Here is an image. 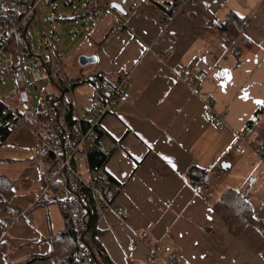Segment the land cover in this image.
<instances>
[{
    "label": "crops",
    "instance_id": "0c3cea01",
    "mask_svg": "<svg viewBox=\"0 0 264 264\" xmlns=\"http://www.w3.org/2000/svg\"><path fill=\"white\" fill-rule=\"evenodd\" d=\"M125 3V14L111 11L116 23L105 40L106 35L57 63L63 77L101 74L113 82L126 73L130 76L129 100L100 122L108 137L103 146L113 149L104 169L122 189L111 208L100 210L96 240L112 264H164L174 253H179L181 264H264L263 233L247 224L233 237L211 211L229 188L246 193L254 220L264 224V161L233 150L236 134L249 122L264 141V113L255 117L264 100V0L183 1L165 23L145 0L135 16L129 15ZM231 13L247 20L234 41L237 53L232 46H223L222 35L215 31V25ZM80 55H95L97 61L80 68L76 61ZM194 67L200 73L183 81L184 70ZM88 85L86 92H91L98 82ZM76 94L77 90L75 104ZM207 100L220 118L217 124L205 114ZM85 106L84 101L77 117L86 112ZM0 149V179L5 181L7 140ZM153 158L163 161L171 173L161 175ZM222 162L230 165L226 176L235 172L226 188L212 193L210 186L198 193L187 182L185 174L191 167L209 172ZM43 164L38 162L39 189ZM209 174L208 178L214 176ZM22 184H14L9 199L0 195L1 204L4 200L11 205L0 212V264H24L47 254L50 238L64 229V217L61 222L51 219L56 203L30 207L39 190L27 193L30 183H24V189ZM3 189L7 195V185ZM19 193L23 194L18 197ZM23 211L31 217V225L16 218ZM11 219L7 230L5 221ZM142 233L149 241H139L128 252V243ZM152 248L161 260H150Z\"/></svg>",
    "mask_w": 264,
    "mask_h": 264
},
{
    "label": "trees",
    "instance_id": "16d2710c",
    "mask_svg": "<svg viewBox=\"0 0 264 264\" xmlns=\"http://www.w3.org/2000/svg\"><path fill=\"white\" fill-rule=\"evenodd\" d=\"M32 0H0V31L2 30V24L7 22V17L10 15V19L15 22L16 25L20 24L22 20L27 15L29 11L30 4ZM55 0H46L47 4L52 3ZM151 7H153L161 18L162 22L169 21L177 11H179L180 5L182 3L181 0H145ZM127 2V0H126ZM41 3V2H40ZM39 3V4H40ZM113 3L111 0H89L82 8V14L80 17L89 18L91 15L93 17H97L100 12L111 10L114 12L115 10L111 9L110 4ZM38 4V5H39ZM121 4V3H117ZM8 8V13L4 11V8ZM116 12V11H115ZM129 15L135 16L130 10L128 11ZM35 17V15H31L26 19L24 24L18 28V30L10 35V38L0 37V58L11 56L19 58L18 62L13 63L16 64H27L22 61V57L28 56V52L30 51V34L28 33V27L30 21ZM79 17V19H80ZM75 18V20H77ZM247 20L241 19L237 17L235 14L231 13L227 16L224 22L217 23L215 25V31L222 35L221 43L225 47L232 46V51L235 53L238 52L239 46L234 44V41L241 36L244 26L246 25ZM14 25L15 27H17ZM11 27L13 25H10ZM122 27L120 24L119 28ZM111 33V32H109ZM109 34L103 39L105 40ZM244 44H248L247 40L242 39ZM35 57V56H34ZM37 60V59H36ZM78 61V60H77ZM43 63V62H42ZM29 65V64H28ZM5 63L0 65V82L4 80L7 76H11L12 81V73L11 69L6 67ZM30 66H37L46 70V72H51V81L52 70L51 66L43 63V66L40 64V61L36 64H31ZM83 68V67H80ZM57 70V79L56 87L57 93L50 95L45 93L43 97V102L38 107L37 113H32L29 111L27 107V101H22L21 103L24 106L16 108V112L19 114V117L22 120V124L19 125L18 129L21 126L28 127L30 130L37 124V119L46 115V113L51 112L55 115V119L52 124H44L42 126L39 125L38 129L41 130L43 134L48 133V139L51 142H54L56 137H63V133H66L67 129L81 123L87 113V109L89 107L88 102L83 97L86 102V112L82 114L79 118L75 116L76 104H75V93L78 87L88 84L90 82L96 83L98 82H109L105 80L101 74H95L91 77H85L83 75L78 78L71 77H63L59 74ZM67 72V71H66ZM48 75V74H47ZM49 79V76L48 78ZM46 79V80H47ZM45 81V80H44ZM42 82V81H41ZM14 84V83H13ZM26 86V85H25ZM96 88V87H95ZM14 92V90H13ZM85 93V92H84ZM11 93L8 98L11 101ZM66 94L71 95L73 99V103L66 98ZM74 95V96H73ZM26 97V96H25ZM13 107L15 103L13 102ZM264 113V100L261 105L255 111V117H258ZM104 118V117H103ZM102 118V119H103ZM18 122L13 119L10 111L6 109L3 105H0V147L2 144L11 136L14 131L11 130V125ZM67 125L66 129L63 127L62 123ZM101 122V121H100ZM250 125V122L248 123ZM18 131V130H17ZM15 131V132H17ZM95 131L97 133V144L86 153V164L89 169L93 170L97 168L98 170V178H94L95 182H93L95 187L99 189L104 201L109 205H114L115 199L122 189V185L118 183L115 179L111 178L105 172V165L108 162L113 149L106 150L103 146L104 142L108 139L106 133L101 129L100 124L96 125ZM32 132V131H31ZM35 138V137H34ZM56 143V141H55ZM61 143V142H60ZM58 143V144H60ZM262 161V160H261ZM264 161V160H263ZM153 164L156 169H159L161 175H169L171 173L170 169L167 165L161 161L160 159L153 158ZM212 173L216 178H220V174H222V169L220 165L215 166V168L211 169V171H205L198 169L196 167H191L185 174L186 180L189 185L196 192H204L210 186L207 182L208 176ZM225 173V172H224ZM42 180V176H41ZM7 185V195L2 192ZM14 182L9 181L8 179L4 181V179H0V195L3 199H9V192L13 191ZM40 191V190H39ZM12 193V192H11ZM10 193V194H11ZM89 205L86 207V217L83 224V231L81 235L77 236L74 225L71 221L64 217L65 225L64 229L57 235H54L50 238V251L40 257H32L30 260L25 262L24 264H28L35 260H45L52 259L55 264H62L64 262H69L74 258V253L79 249V245L82 249L87 251L90 260L94 264H112V262L106 256L104 250L96 240V238L100 235V232L96 229V223L98 218L100 217V209L95 205L93 198L88 194ZM0 203V212H5L11 209L10 203ZM56 203V202H55ZM39 205V204H38ZM36 206V205H35ZM212 213L220 220L222 224H224L227 228V231L233 236L236 237L240 234L242 229L247 224H252L255 226L261 233L264 235V224L262 222H258L254 220L253 214L254 209L247 201V198H242L238 191L233 189H225L220 197L212 204L211 206ZM9 213H11L9 211ZM18 217V216H17ZM16 217V218H17ZM14 219H11L7 222V230L12 225ZM4 229L5 226H2Z\"/></svg>",
    "mask_w": 264,
    "mask_h": 264
},
{
    "label": "built area",
    "instance_id": "2783aa9c",
    "mask_svg": "<svg viewBox=\"0 0 264 264\" xmlns=\"http://www.w3.org/2000/svg\"><path fill=\"white\" fill-rule=\"evenodd\" d=\"M41 1H31L32 3L30 4L27 15L18 25L10 19L8 8L5 7L4 11L9 16L7 17V22L2 24L3 28L0 31V37H7L9 39L10 35L14 34L28 17L36 14L38 4ZM127 3L129 4V10L133 14H137L141 9L143 0H127ZM10 25L13 26L11 27ZM2 63L6 64L4 67L11 69L13 77L14 92L11 95V101L15 103V106L13 107L11 105V114L13 119L18 122L11 125V130L15 132L18 130L19 125L22 124L16 108H19L20 105L25 107L21 100V97L25 95L26 91L24 71L28 72L34 82L44 81L48 78V75L45 69L37 66H30L28 64L15 65L11 56L0 58V65ZM199 73V67H194L192 70H184L182 79L186 81ZM129 83L130 76L126 73L113 82H101L91 92H85L83 97L89 104L87 113L81 123L71 127L66 133H63L64 138L56 137L54 142H51L48 139V133L43 134L38 129L39 125L53 123L55 115L51 112L37 119V124L31 130L36 139V155L44 163V168L41 173L40 191L34 195L30 207L38 204H46L50 201L56 202L62 215L67 217L74 225L73 227L77 236L81 235L83 231L86 207L89 205L88 194L93 198L98 209L103 210L112 207V205L104 201L99 189L93 185V182H95L94 178H98V170L97 168L93 170L88 168L86 164V153L97 144L96 125L100 124L103 117L114 114L117 111L118 105L129 100ZM205 114L214 124L219 123L220 118L215 117L212 113V101L210 100L205 102ZM233 150L239 155L250 152L258 159L264 160V141L256 136L253 127L248 124L242 131L236 134ZM240 195L242 198H246V193H240ZM17 219H21L26 225H31V217L27 214V211L21 212ZM139 241L144 243L149 241L146 233L138 235L128 243V252H133ZM73 256L74 258L71 261L62 264H94L90 260L87 251L82 249L80 245ZM149 258L151 261L161 260L153 248L150 251ZM164 264H181L179 253H174L168 259L164 260Z\"/></svg>",
    "mask_w": 264,
    "mask_h": 264
},
{
    "label": "rangeland",
    "instance_id": "374dc122",
    "mask_svg": "<svg viewBox=\"0 0 264 264\" xmlns=\"http://www.w3.org/2000/svg\"><path fill=\"white\" fill-rule=\"evenodd\" d=\"M88 1L89 0H55L47 4L46 0H42L38 5L35 17L30 21L28 27V33L30 34V51L28 52V56L22 57V61L29 65L36 64L39 61L36 60L35 57H40L44 64L51 66L54 81L47 79L42 82H34L28 72L24 71L26 85L25 98L30 112H38V107L41 102H43L45 93L50 95L57 93V63H62V60L66 59L71 54L77 55L78 49L82 46L99 42L103 36L107 35L110 28L115 25L116 21L111 14V10H104L100 12L97 17L91 15L89 18L84 17L81 19L80 16L83 15L81 7ZM111 2L113 1L111 0ZM125 4L124 7L126 6ZM77 17L78 19L75 20ZM13 58V61L17 63L19 58ZM77 60L78 58H76V61ZM13 90L14 84L11 76H7L0 82V98L6 100L10 105L13 104L8 96L13 93ZM87 90H89L88 84H84L77 89L79 95L76 94L78 99L76 100L77 109L75 110V116L76 113L82 112L81 107L84 101L81 97ZM66 98L72 103L74 102L71 95L66 94ZM61 123L66 129L67 125L63 122ZM253 129L254 131L256 130V128ZM256 132L257 130L255 133ZM36 148V139L31 130L25 126H21L17 132L12 133L7 139V179L13 181L14 184L23 183L22 189L27 186L26 182L30 183L29 186L25 187V190L28 191L27 193L40 190L39 186L37 187L38 182H36L39 173L38 162L40 161L37 159ZM1 150L2 149H0V152ZM9 158H13L17 161H10L11 159ZM236 167L237 166H235L234 169H236ZM230 173L231 174L226 176L223 172L220 178L212 176L207 179L209 186H211L212 193L213 191L226 188L227 184L232 180V177L234 178L235 172ZM22 194L23 193H19L18 197ZM62 217V213L58 207L55 206V212L51 219L55 222L57 218L61 222ZM34 218H36V216ZM41 224L47 227L46 221L42 220Z\"/></svg>",
    "mask_w": 264,
    "mask_h": 264
},
{
    "label": "water",
    "instance_id": "95a60500",
    "mask_svg": "<svg viewBox=\"0 0 264 264\" xmlns=\"http://www.w3.org/2000/svg\"><path fill=\"white\" fill-rule=\"evenodd\" d=\"M125 1H126V0H124L121 4L111 3V4H110V7H111V9H113V10H115V11H117V12H121V13L125 14V13L123 12V5L125 4ZM35 58H36L38 61H40V64L43 66V63H42L40 57H35ZM96 61H97V58H96L95 55H93V56L80 55V56L78 57V65H79L80 67H86V66H88V65L95 64ZM47 74H48V76H49V80H51V72L48 71ZM21 100H22V101H25V95H23V96L21 97ZM24 108H25V107H24ZM220 167H221V169H222L223 172H226V171L229 169L230 165H229V163L222 162L221 165H220Z\"/></svg>",
    "mask_w": 264,
    "mask_h": 264
},
{
    "label": "bare ground",
    "instance_id": "6f19581e",
    "mask_svg": "<svg viewBox=\"0 0 264 264\" xmlns=\"http://www.w3.org/2000/svg\"><path fill=\"white\" fill-rule=\"evenodd\" d=\"M12 59H13V58H12ZM0 105H3L4 107H6V109H7L8 111L11 112V108H12V106H11L6 100L0 98Z\"/></svg>",
    "mask_w": 264,
    "mask_h": 264
}]
</instances>
